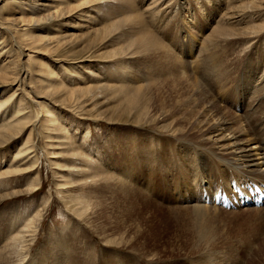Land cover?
<instances>
[{
  "label": "rangeland",
  "instance_id": "1",
  "mask_svg": "<svg viewBox=\"0 0 264 264\" xmlns=\"http://www.w3.org/2000/svg\"><path fill=\"white\" fill-rule=\"evenodd\" d=\"M65 1L69 17L58 22L53 15L49 23L46 11L8 15L17 3L0 0V25L10 27L0 29V37L4 34L9 46L21 27L35 30V37L43 35L39 52H30L29 58L26 51L18 63L32 72L34 61L41 58L62 79L65 90L53 95H62L63 102L51 105V111L69 123L73 141L91 149L74 148L95 157L90 178L109 174L113 180L97 181L99 185L88 181L90 189L98 188L90 196L85 192L87 212L94 210L92 223L86 218L74 220L76 231H68L71 212L57 194L60 190L44 150L45 112L35 103L40 93L26 78V86L17 90L19 100L29 108L27 115L40 113L39 122L31 133L29 126L16 141L0 146V169L10 164L29 134L39 161L36 170L15 172L0 181V264H264V206L238 207L240 201L231 199L233 209L226 210L195 196L203 193L198 185L210 188L219 183V176L227 185L228 178L239 184L253 181L244 180L229 166L224 170L225 162L218 155V162L211 156H206L208 160L198 148L203 154L199 160L193 152L197 133L191 131L206 125L203 105L212 95L237 113L250 110L253 84L264 72V28L249 34V24L262 23L264 10L229 25L226 21L234 19L221 17L236 6L235 0H171L169 13L175 15L166 27L148 14L153 0ZM168 4L169 0H162L159 8ZM82 5L85 13H78ZM260 5L264 8V2ZM15 17L21 22L13 21ZM54 22L58 26H50ZM219 26L238 28L248 37L241 42L224 40L225 35L215 33ZM69 33L73 34L68 38ZM218 71H223L219 82L224 87L216 96L219 82L212 81ZM194 79L203 89L201 95L198 90L190 92L195 89ZM4 88L12 92L0 85V100L7 95ZM91 94L96 98L94 110L88 103L83 105ZM17 104L18 100L14 108ZM61 161L67 165L56 171L62 180L79 181L71 167L80 165ZM30 180L37 191L25 189ZM34 214L32 225L37 227L33 238L19 247L22 252L16 249L12 256L2 251L7 238Z\"/></svg>",
  "mask_w": 264,
  "mask_h": 264
},
{
  "label": "bare ground",
  "instance_id": "2",
  "mask_svg": "<svg viewBox=\"0 0 264 264\" xmlns=\"http://www.w3.org/2000/svg\"><path fill=\"white\" fill-rule=\"evenodd\" d=\"M65 2V0H7L6 3H17L14 4L16 5L15 8L17 9L12 8L7 14H13L15 16V14L21 13L25 14L46 11V13L48 14L49 23L50 20H54V18H52L53 15H56V21L60 22L63 19H67L66 17H69L67 16L70 12L67 11L69 10V8L66 9L65 6H63ZM161 2L162 0H153L151 6L153 7V9L148 14L154 18L156 24L161 22L167 27L174 19L175 13H169V9L172 7L171 0H169L170 4L166 5L163 9L159 8V4ZM261 2H264V0H235L234 4H236V6L234 8H231L230 6L229 9L226 10L222 15L221 19H223V21L234 19V21H226V23H228L229 25H235L237 22L241 21L243 22L247 18L252 17L253 13L256 14L258 10H264V8H261ZM22 5H25V8H21L20 6ZM85 7V5L79 6L76 11H78V13H85ZM92 11L97 10L92 9ZM233 12L235 13V15H231V13ZM258 14L260 13H257L256 15ZM21 16H19V18ZM19 18L15 17L13 18V21H16V23L21 22ZM3 19L5 21L11 20V18L6 17H4ZM30 22L33 25L37 24V21L33 22V18H30ZM58 22H54L50 26H54ZM83 26L84 24H80V27ZM249 26L252 28L249 34L254 33L264 28V21L262 23H257L254 25L249 24ZM253 26L257 27V29L253 30ZM0 29H3V31H9V24L3 26L0 25ZM17 31H19V33H17V39H15V42L9 46L8 43H6L4 34H2V36L0 37V85H7L10 88V91H12L7 93L8 88H4L3 91L6 92L7 95L4 96V98L2 97V99L0 100V146L4 147L2 145L6 146V144H9L11 141H16L17 137L24 134L29 126H32L29 130L31 133L32 131H34V126L39 122L38 118L40 113H32V115H27L30 110L29 108L22 106L19 100V94L17 93L18 89L19 91H22L24 86H26L27 78L30 81L31 86L38 93H40L36 95L35 103L39 107L40 112L41 110L45 112L43 113L45 120L41 123L42 132L47 135L44 140V150H47L46 155L50 159L49 164L51 167H53L54 181L56 187L60 190L59 192H57V194L58 196H60L61 201L64 202L63 204L67 206L69 212H71L70 217L72 222H69L66 225V228H68V231L73 233L77 229L74 220H81L83 218H86L89 219V222L91 219L92 223L93 218L91 217H94V210H92L91 212H87L89 210L88 203L85 204L84 200L87 196L86 193H88V195L91 192L96 194L95 190L97 191L98 188L90 189L88 181H92L95 185H99L101 181V183L108 182L109 179L112 181L113 177L112 175L107 174L101 177H96L97 175H94V177L92 176L90 178L89 173H91L92 171L91 167L96 166L95 157L90 153L82 154L81 151H76L74 148L82 149L83 146V148L88 152H90L91 149L87 148L84 145H81L82 143L78 144L73 141L72 135H74V132L69 129V123L60 120L59 116L51 111V105L63 102V100L61 99L62 95H53L65 90L64 86L61 85L62 79L58 75H54L51 69L46 66L45 62L41 58L36 59L34 61V64L32 62L34 67V69H32V72L29 71L30 69H24V67L22 66L23 62L18 63L19 56L21 54H25L26 51L28 52L26 54L29 58L31 56L30 52H39L38 48L39 45H41L39 43H41L42 40L44 41L45 38L43 37V35H41L40 37L36 35L37 37H35V35L33 34L35 30H30L29 27H21L17 29ZM215 33L216 35H225V37H222L225 38L224 40L237 39L240 40V42L243 41L241 39L248 37L244 34L242 35L238 28L230 27L219 26L216 29ZM72 34L73 33H69L66 34V36L69 38ZM235 35H238V37ZM50 40L51 38H49L48 41ZM224 40H220V42H223ZM58 43L59 42H57V44ZM41 49H44V47H41ZM253 71L255 73V69H253ZM24 72H26V74ZM222 72L223 71L217 72L218 77L217 79H215V81H212V84L220 81L219 77L222 75ZM243 76L247 77V75L245 74H243ZM225 80L226 78L222 81ZM29 81L27 83L28 85ZM192 83L195 86V89L192 87L193 89L190 92L195 93V90H198L201 95L203 89L201 88L199 82L194 79ZM13 86H15L14 89ZM216 87V96H218L222 91L224 85L219 82L217 83ZM83 89H88V86L83 87ZM252 92L253 96H251L252 101L250 106L253 104L251 106L253 108L251 110L250 107V110L245 113H237L230 110L221 102L220 104L215 96L212 95L204 102L203 105V110L205 113L203 121H205L206 119V121L204 122V124L206 123V125L203 128L193 127L192 130H190L194 133H197L194 135L196 137V139L194 138V143L196 145L193 152L199 160L203 159V154L202 152H198V148L204 151L205 157L211 156L209 158L215 160L216 162H218V160L216 159V156L218 155L222 162H225L226 166L222 167L224 170L225 168H227V166H229L233 170L240 173L241 177L246 181L255 182V179H260L261 186L264 187V72H262L254 82ZM95 99L96 98L94 97V94L86 95L83 105L85 103H88V106H91L89 109L94 110L96 109V105L93 104ZM17 100V107L14 108L16 106ZM11 110L12 114L10 113V116L7 118L6 115ZM173 131H175V129ZM30 136L31 134H29L28 137H26L20 143L10 164L0 169V181L5 180V178L12 177L15 172L26 174L32 172L33 169L36 170V168L38 167L39 158L35 157L36 148L34 146V143H30ZM27 156L29 157L27 158ZM77 156L79 159L75 158ZM32 158L34 160H31ZM63 159L76 161L80 165L76 166V168L71 167V169H74V171H76V174L74 175L81 177L79 181H75L74 179L70 178H63L62 180V176H60L59 173L56 172L67 167L66 163H63L61 161ZM206 159H208V157H206ZM27 162L29 163L27 164ZM222 162L219 161V163ZM16 165L19 166V168L15 169L14 167ZM184 169L188 170V173L190 168L186 167ZM97 181L99 183H97ZM167 183L170 188V183ZM165 187L167 188V185H165ZM91 188H93V186H91ZM25 189H27L28 191H37L39 188L33 184V180H30ZM39 211L37 212V214L39 213ZM35 217L36 216L34 214V216L26 219L24 225L15 230L14 234L7 238L2 251L7 253L8 255H14L16 249H23L27 241L26 239H31L34 236L37 226L36 224L32 225V223ZM15 222L16 218L14 219V221L13 219L10 220L9 225L12 226L11 223L15 225ZM19 257L20 255L18 256V258Z\"/></svg>",
  "mask_w": 264,
  "mask_h": 264
}]
</instances>
